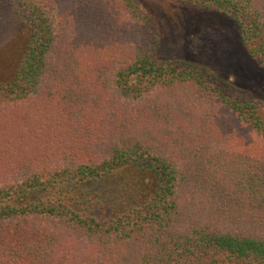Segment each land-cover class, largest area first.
Masks as SVG:
<instances>
[{
	"label": "trees",
	"instance_id": "1",
	"mask_svg": "<svg viewBox=\"0 0 264 264\" xmlns=\"http://www.w3.org/2000/svg\"><path fill=\"white\" fill-rule=\"evenodd\" d=\"M170 1L232 19L264 69V0ZM146 7L2 0L0 264H264V101L159 58Z\"/></svg>",
	"mask_w": 264,
	"mask_h": 264
},
{
	"label": "rangeland",
	"instance_id": "2",
	"mask_svg": "<svg viewBox=\"0 0 264 264\" xmlns=\"http://www.w3.org/2000/svg\"><path fill=\"white\" fill-rule=\"evenodd\" d=\"M144 4L157 22L159 58L187 59L209 66L264 101V69L246 55L232 19L220 12L184 7L170 0H144ZM3 17L0 10V66L5 65L0 70V81L12 77L16 64L13 51L7 47ZM123 177L111 176L105 186L111 189Z\"/></svg>",
	"mask_w": 264,
	"mask_h": 264
}]
</instances>
